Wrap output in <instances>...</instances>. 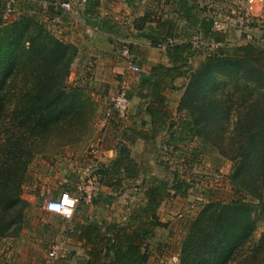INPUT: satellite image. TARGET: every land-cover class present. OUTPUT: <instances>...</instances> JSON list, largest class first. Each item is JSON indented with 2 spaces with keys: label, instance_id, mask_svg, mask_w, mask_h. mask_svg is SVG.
I'll return each mask as SVG.
<instances>
[{
  "label": "trees",
  "instance_id": "1",
  "mask_svg": "<svg viewBox=\"0 0 264 264\" xmlns=\"http://www.w3.org/2000/svg\"><path fill=\"white\" fill-rule=\"evenodd\" d=\"M70 1L48 0L50 9H55L58 16L64 18L65 12L55 3ZM179 1L180 9H185L183 12L185 11L186 24L183 28L188 41L199 35L204 40L215 39L224 45L216 50L207 47L194 49L192 44L186 41L168 47L170 66L158 64L152 67L149 74L138 72L140 78L137 85L138 96L146 98L150 95L152 103L163 102L161 94L169 79L191 77L181 101L190 113L180 123L179 133L186 135L194 131L195 136L200 137L205 144L230 146V150L224 155L233 162L230 183L236 193L228 203L210 200L205 204L199 217L191 224V240L189 246L184 249L183 262L264 264V231L259 239L255 240L254 236L256 215L264 221V41H262L264 27L257 26L255 22L247 24L248 27L258 28L260 33L253 35L260 40L240 43L247 32V25L241 27L243 35L236 29L240 27L239 22L235 27L214 32L212 18L206 14L207 7L201 5L198 0ZM222 1L214 0L220 7ZM85 7L89 9L88 13L93 18L98 12L99 0H87ZM221 11L225 13L223 9ZM90 16L87 22L98 25L97 19L92 20ZM19 20L20 28L6 38L1 37L4 30L0 29L1 182L9 181L7 167L15 164V158L8 153L13 152V148L19 146L22 139L15 136L13 131H17V128L27 122L47 127L61 120L68 112L82 111L79 107L82 105L81 95L76 91L77 87L68 84L72 63L77 56V47L53 35L31 16H23ZM168 24L170 27L173 26L169 22ZM142 34L154 46L166 42L165 31L162 29L144 31ZM21 37L23 49L15 55L12 53L17 50L15 45L19 43L22 47ZM197 55L203 59L195 66L192 59ZM217 76L223 81L220 82ZM214 83L218 90L212 89ZM227 84L233 85L237 93H225ZM127 96L131 99L133 93L129 92ZM187 98L190 101H186ZM12 105L14 110L8 116V109ZM148 111L154 122H163L160 110L152 108L150 104ZM230 115L235 118L234 127L229 136L223 138L220 134L225 133L226 129L219 128L229 124ZM7 117L11 118L9 125L5 121ZM161 127L155 129L160 131ZM215 127L221 132L217 134L218 136L214 134ZM128 138L131 143H135L132 132ZM119 140L124 142L122 138ZM138 164L131 155V147L126 143H118L111 165L98 172L101 174L102 182L113 186L112 180L118 176L124 180L138 179L142 174ZM165 171V177L151 178L145 189V202L135 208L129 216L127 225L110 223L103 228L97 223H89L85 228H81L88 256L84 264L147 262L145 248L162 225L159 210L164 199L172 192L186 196L192 188V184L180 173L170 171V167H166ZM7 185L0 183V202L7 200L5 197L12 184ZM24 205H29V202L24 200ZM14 207L10 202L3 208L9 209V215L13 216L9 228L15 225L14 218L19 215L14 212Z\"/></svg>",
  "mask_w": 264,
  "mask_h": 264
},
{
  "label": "rangeland",
  "instance_id": "2",
  "mask_svg": "<svg viewBox=\"0 0 264 264\" xmlns=\"http://www.w3.org/2000/svg\"><path fill=\"white\" fill-rule=\"evenodd\" d=\"M198 1L201 3L203 0ZM40 3L38 0L33 5L30 4V7L48 9V6L45 8ZM19 5L15 13L7 17L0 15V29L4 30L1 37L6 38L20 28L19 19L23 14H19ZM72 9L77 7L73 6ZM223 10L226 12V9ZM31 17L37 20L36 17ZM41 19L39 21L42 22ZM21 21L23 23V19ZM48 21L49 19L44 20L47 23L45 28L57 36L53 28H48ZM140 22L136 21V24ZM236 29L243 35L241 25ZM247 31L258 35L255 30ZM21 44L22 47L19 43L16 44L17 50L12 53L17 55L23 49V37ZM122 50L121 47L120 51ZM99 56L84 54V61L80 66L72 65L68 84L77 87L76 91L81 95L82 105L79 107L82 111L68 112L61 120L47 127L27 122L22 127L18 126L17 131H13L15 136L22 139L20 145L13 148V152H6L9 156H14L15 164L7 167L9 181H0L4 186H8L7 183L12 184L5 197L7 200L0 202V264H68L75 257H83V249H79L80 254L73 253L70 248L65 251L57 250L56 255L51 254L50 247L64 240L60 239V233L64 232L61 235L65 236L72 229L69 226L73 219H65L68 224L64 226L63 222L55 220L46 211V203L63 191L79 197L76 213L81 211L82 219H86L87 224L97 223L103 228L110 223L127 225L135 208L145 202V189L153 176L165 177L166 167L180 173L192 184V188L186 196L172 192L164 199L159 210L162 225L157 229L156 236L147 242L145 250L148 258L145 264H184V249L191 240V224L199 217L205 204L210 200L228 203L236 195L230 183L233 162L224 155L230 150V146L205 144L200 137L195 136L194 131L186 135L178 132L179 122L190 113L181 101L191 77L179 79L178 86L174 87H178V103H169L173 118L172 121L169 119V126L154 141L131 143L128 135L133 133L132 128L139 127L142 120L135 119L140 99L130 100V118L124 122L114 111L112 101L120 91H125L126 94L136 93L139 73L148 70L149 64L143 63L140 72L134 73L128 68L127 61H124L121 73L118 72L120 68L113 69L114 67L106 63L107 60L103 63L99 60L106 59L105 55ZM202 59L197 55L192 63L197 66ZM217 79L223 81L220 76ZM214 85L215 83L211 86L212 89L218 90ZM225 93L237 91L233 85L227 84ZM188 100L187 98L186 101ZM13 110L12 105L7 115L12 114ZM234 119L231 116L229 124L219 128L226 129L225 133L219 132L215 127L214 134L221 133V137H228L234 127ZM10 120V117L5 119L7 125ZM3 137L5 138L4 134ZM118 143H126L131 147V155L138 161L142 174L138 179L125 180L116 176L112 180L114 185L108 186L102 182L99 172L111 165ZM26 197L32 205H24ZM10 202L15 206L14 212L19 215L14 218L15 225L9 228L13 216L9 215V209L3 208ZM255 223L254 236L257 240L264 231V221L256 215ZM36 235L41 238L37 239Z\"/></svg>",
  "mask_w": 264,
  "mask_h": 264
},
{
  "label": "crops",
  "instance_id": "3",
  "mask_svg": "<svg viewBox=\"0 0 264 264\" xmlns=\"http://www.w3.org/2000/svg\"><path fill=\"white\" fill-rule=\"evenodd\" d=\"M86 1L87 0H71L73 6L77 7V9H72L71 13L68 11L67 13L65 12L67 14L65 18L61 15L58 16L55 9H50V2H48V0H39L42 6L45 8L48 6V9H35L30 7V4L33 5V3L38 2V0H17L15 12L17 11V6L20 4L19 6H21V8L18 9L19 14H23V16H34L38 21L39 18L41 19L42 17V22H39L42 23L44 27L47 26L44 20L47 21L49 19L48 23L50 27L48 28H53L52 30L56 33L58 38L62 40L65 38L67 40L66 42H70L77 47V54L79 53L80 55L76 56L73 62L75 64H72L76 67L77 65L80 66L84 61L82 57L84 54H92V56L105 55L106 59L102 60L100 58L99 60H101L102 63L107 60L106 63L114 67L113 69L120 68L118 72L122 73V66H124V61H126L124 60L123 50L124 48H128L132 55L131 62L135 65H139V67L142 66L143 63H148V70H143L142 72L149 74L152 72L151 69L155 65H171L168 57V47L177 46L188 41L187 37H185L186 33L183 28L186 24V18L184 17L185 11L183 12L185 9H180V5H178L180 2L179 0H99L98 12L93 15V18L90 16L91 14L88 13L89 9L85 7ZM76 4L80 5L76 6ZM37 5H39V3H37ZM39 15H41V17ZM89 16L92 20L97 19V22H99L98 25L87 22ZM136 21H141L138 23L140 25L136 24ZM168 22L173 24V26L170 27ZM87 28H90L91 31H87ZM161 29L165 31L166 36V42L161 45L164 46L171 42V45L168 47L154 46L150 40L145 38L142 34L144 31H158ZM246 29L255 30L257 33H260L255 26L247 27ZM239 37L240 35H238V38ZM121 47L123 48L122 51H120ZM179 79H181V77H177L175 80L169 79L166 88L163 89L161 94L164 99L163 102L155 101L152 103V97L150 95L146 98L138 96L139 88L136 93H133L131 99H140L141 106H139L138 112L135 113V119H142L139 122V127L132 128V137L135 143H145L149 140L154 141L157 135L162 133V131L169 126V119H173L171 117L172 113L169 103H178V94L176 91L178 88L174 87L178 86L177 82ZM139 81L140 78L138 77L137 85L140 83ZM170 97L171 99H169ZM150 104L152 108L162 112V123L153 121L152 115L148 111V106ZM145 105L148 106L145 108ZM157 125L163 128L161 127L162 129L160 128L159 131L155 129V127L158 128ZM147 126L150 128L147 129ZM179 127L180 122L177 127L178 130L180 129ZM26 201L29 202V205H32L28 197H26ZM80 212L81 211L75 213L72 218L73 220L71 219L73 223L70 224L69 228L72 229L66 232L65 236L61 235L62 233L64 234V232L60 233V239H64L61 241L59 240L62 243L59 242L54 247H50V250L58 248L60 251H65L70 248L73 250V253L77 252V254H80L79 249H83V257H73L74 261L68 264H84L88 257L85 239L81 236V228H85L88 221L86 222V219H82L83 214L81 215ZM49 213L55 220L63 222L64 226L68 224L60 215L53 212ZM56 230H58V228ZM32 236L33 233H31L30 237ZM36 237L37 239L38 237L41 238L40 235H36ZM70 243H72V245H70Z\"/></svg>",
  "mask_w": 264,
  "mask_h": 264
},
{
  "label": "built area",
  "instance_id": "4",
  "mask_svg": "<svg viewBox=\"0 0 264 264\" xmlns=\"http://www.w3.org/2000/svg\"><path fill=\"white\" fill-rule=\"evenodd\" d=\"M17 0H0V15L8 16L15 13V5ZM73 2H61L55 3V5L60 6L63 12L67 11L71 13ZM221 6H217L214 0H205V2H201L204 7H207L206 14L212 18V30L214 32H222L229 27L235 26L237 22L241 23V27L250 23L255 22L257 26L264 27V0H223L220 2ZM221 9H227L225 13L221 11ZM231 13V14H229ZM231 15H237L236 17ZM248 27V25L246 26ZM87 31H91L90 28H87ZM248 32V31H247ZM239 41L240 43H251L260 38H254V35L250 32ZM262 41H264V37L262 36ZM192 44L194 49H200L202 47H207L210 50H216L222 45L223 42H218L215 39L204 40L202 36H196L191 40L187 41ZM231 44H233L231 42ZM171 45L167 43V45H160L159 47H168ZM123 55L126 58L128 68L134 73L140 72L139 65H135L131 62L132 55L128 48H124ZM113 107L114 111L122 118L123 122L128 121L130 118V107L131 102L128 98L125 91H120L113 99ZM65 201H68L67 203ZM79 204V197H75L70 194L68 191L61 193L58 197L50 199L48 203H46V210L49 212H53L55 214L60 215L62 218L66 220H71L77 210ZM52 205H56L57 208L51 207ZM58 248H54L51 251L52 255L57 254Z\"/></svg>",
  "mask_w": 264,
  "mask_h": 264
},
{
  "label": "clouds",
  "instance_id": "5",
  "mask_svg": "<svg viewBox=\"0 0 264 264\" xmlns=\"http://www.w3.org/2000/svg\"><path fill=\"white\" fill-rule=\"evenodd\" d=\"M65 202L67 203L68 201H65ZM51 207H53V208H57L56 205H52ZM57 210H59V209L57 208Z\"/></svg>",
  "mask_w": 264,
  "mask_h": 264
}]
</instances>
